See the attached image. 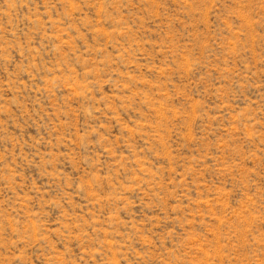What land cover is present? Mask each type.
<instances>
[{
	"label": "rangeland",
	"instance_id": "1",
	"mask_svg": "<svg viewBox=\"0 0 264 264\" xmlns=\"http://www.w3.org/2000/svg\"><path fill=\"white\" fill-rule=\"evenodd\" d=\"M0 264H264V0H0Z\"/></svg>",
	"mask_w": 264,
	"mask_h": 264
}]
</instances>
